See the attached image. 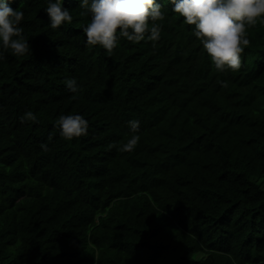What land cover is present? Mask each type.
Instances as JSON below:
<instances>
[{"label": "trees", "instance_id": "obj_1", "mask_svg": "<svg viewBox=\"0 0 264 264\" xmlns=\"http://www.w3.org/2000/svg\"><path fill=\"white\" fill-rule=\"evenodd\" d=\"M157 2L160 38L108 53L79 0L58 29L47 0H9L32 52L0 61V264H264V22L218 72ZM77 113L87 134L65 140L54 121Z\"/></svg>", "mask_w": 264, "mask_h": 264}, {"label": "clouds", "instance_id": "obj_2", "mask_svg": "<svg viewBox=\"0 0 264 264\" xmlns=\"http://www.w3.org/2000/svg\"><path fill=\"white\" fill-rule=\"evenodd\" d=\"M171 11L191 25L194 37L218 72L237 70L241 66V53L249 44L247 29L258 21L264 22V0H169ZM64 0H47L43 9L49 19V26L58 29L64 24H71V11L64 7ZM79 7L86 9L89 22L83 26L85 43L99 46L106 52H113L120 43V38L130 42L152 41L160 38L161 24L165 18L163 5L157 0H79ZM24 11L13 9L9 0H0V61L5 52L13 56H25L32 52L27 39L22 33L21 22ZM65 87L71 93L79 91L76 78L65 80ZM21 121H35L32 111L20 117ZM129 136L117 149L129 152L139 141L140 121L127 122ZM59 135L71 140L87 134L88 121L80 114H61L54 121ZM46 147V146H45Z\"/></svg>", "mask_w": 264, "mask_h": 264}]
</instances>
